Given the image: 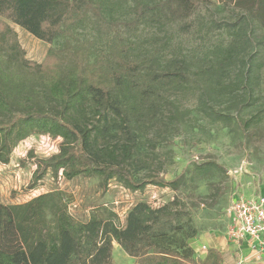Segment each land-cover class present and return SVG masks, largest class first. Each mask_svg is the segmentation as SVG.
Instances as JSON below:
<instances>
[{"label":"trees","instance_id":"obj_1","mask_svg":"<svg viewBox=\"0 0 264 264\" xmlns=\"http://www.w3.org/2000/svg\"><path fill=\"white\" fill-rule=\"evenodd\" d=\"M223 1L238 10L209 25L225 36L185 55L168 51L171 28L192 30L197 7L209 0H0V163L18 142L47 135L61 141L55 154L36 160L31 189L48 173L95 177L103 191L111 181L131 191L178 190L222 174L207 159L166 179L154 150L177 128L195 127L191 110L172 97L187 91L201 118L245 146L250 130L264 127V0ZM12 24L46 43L83 27L93 37L49 50L39 62L26 57ZM151 28L163 34L144 35ZM70 203L62 190L0 202V264H113L114 243L134 264L196 262L190 242L200 232L188 212L181 222L178 198L158 207L138 202L123 223L108 208L76 220ZM172 219L178 222L168 226ZM216 260L210 251L202 264Z\"/></svg>","mask_w":264,"mask_h":264},{"label":"rangeland","instance_id":"obj_2","mask_svg":"<svg viewBox=\"0 0 264 264\" xmlns=\"http://www.w3.org/2000/svg\"><path fill=\"white\" fill-rule=\"evenodd\" d=\"M222 5H226L224 13L216 10ZM237 10L231 2L224 3L223 0H209L207 4L199 5L192 16L194 22L192 30L180 33L177 32V25L172 26L174 40L168 51L173 46L178 47L179 52L185 55L202 53L225 36L209 25L210 19L232 15L233 11ZM200 22L203 24L200 25ZM12 27L17 33L26 57L39 62L45 59L49 50L62 47L68 42L74 44L84 39L91 40L93 37L90 30L83 27L77 31L74 38L59 37L52 43H46L17 25L12 24ZM199 28L201 32H198ZM152 33L159 36L163 34L151 28L145 31L144 35ZM172 97L181 107L191 110L190 116L196 118L195 127L181 126L173 131L168 140L157 145L154 152L163 163V170L158 171V174L170 179L193 162L207 159L222 166V174L221 172L215 174L208 180H189L185 187H180L178 190L148 185L142 191H131L111 181L108 189L103 191L95 177L65 180L60 174L57 178H53L48 173L35 188L31 189L29 185L36 168V160L55 154L61 141L60 138L47 135H31L14 146L7 164L0 163V202L22 203L41 193L62 190L71 197L68 210L74 219L85 221L91 211L108 208L116 212L120 222L123 223L128 211L138 202L158 207L178 198L185 202V207H177L181 212V222L189 213L200 233L223 229L228 219V206L234 197L240 194L247 198L248 192L257 196L260 195L262 187L264 188V127L259 132L251 129V139L245 146L242 138L235 136L228 128L209 123L200 117L195 110V95L191 91L174 94ZM176 222H178L176 219H172L167 225ZM112 263L134 264L135 261L117 243H114Z\"/></svg>","mask_w":264,"mask_h":264},{"label":"crops","instance_id":"obj_3","mask_svg":"<svg viewBox=\"0 0 264 264\" xmlns=\"http://www.w3.org/2000/svg\"><path fill=\"white\" fill-rule=\"evenodd\" d=\"M259 194L264 196L263 187ZM246 196L253 198L259 195L254 196V193L248 192ZM226 226L227 224L223 229L204 231L191 240L190 246L194 251L196 263L202 264L211 251L217 258L214 264H264V250L259 252L246 239L238 242L229 240L226 236Z\"/></svg>","mask_w":264,"mask_h":264},{"label":"built area","instance_id":"obj_4","mask_svg":"<svg viewBox=\"0 0 264 264\" xmlns=\"http://www.w3.org/2000/svg\"><path fill=\"white\" fill-rule=\"evenodd\" d=\"M226 236L238 242L248 240L259 252L264 250V196L236 195L228 206Z\"/></svg>","mask_w":264,"mask_h":264}]
</instances>
